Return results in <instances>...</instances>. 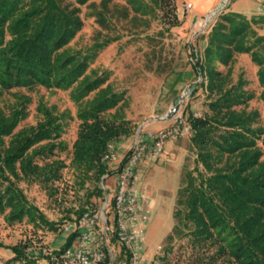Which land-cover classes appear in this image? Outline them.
<instances>
[{
  "label": "trees",
  "instance_id": "16d2710c",
  "mask_svg": "<svg viewBox=\"0 0 264 264\" xmlns=\"http://www.w3.org/2000/svg\"><path fill=\"white\" fill-rule=\"evenodd\" d=\"M171 1L0 0V215L6 222L26 219L56 228L19 183L50 185L62 178L67 163L59 154L69 150L62 136L74 119L79 123L68 164L84 199L69 224L98 207L97 198L104 197L99 182L114 173L103 160L108 144L117 146L135 134L120 112L123 95L112 89L110 70L100 71L92 63L129 30L123 24H146L148 15L158 17V9L168 15ZM82 13L98 26L84 45L79 42ZM202 38L192 66L209 97L208 112H190L186 118L194 165L182 175L174 224L158 260L168 262L177 243L182 264H264V111L250 106L258 100L264 107V15L247 19L227 7ZM239 55L257 67L253 80L244 71L234 79ZM173 72L172 88L191 77V72ZM38 87L68 92L75 114L39 99L36 123L22 124L32 103L28 92ZM111 211L112 204L108 219ZM77 233L72 229L50 254L27 252L26 243L6 246L14 254L9 261L74 264L63 253ZM111 241L116 242L114 236ZM119 246L118 264H129V252ZM108 260L107 255L103 264Z\"/></svg>",
  "mask_w": 264,
  "mask_h": 264
},
{
  "label": "rangeland",
  "instance_id": "374dc122",
  "mask_svg": "<svg viewBox=\"0 0 264 264\" xmlns=\"http://www.w3.org/2000/svg\"><path fill=\"white\" fill-rule=\"evenodd\" d=\"M188 1L193 4L190 10L183 7L187 0H172L168 15L158 9V17L148 15L146 24L139 23L137 26L123 24L127 25L129 30L125 28L122 38L105 47L92 63V66L100 71L110 70L109 82L114 91L123 95L119 102L122 108L120 112H123L130 122L132 134L167 127L173 123L176 114H182L187 118L190 112L195 116L208 112L209 97L199 85L202 77L195 74L192 62L195 60L196 50L200 51L203 46L202 36L206 34L220 12L229 7L230 0L224 1L223 8L212 15L208 24H205L207 15L223 0ZM84 10L82 7V11ZM194 13L202 16L199 24L192 20ZM83 17L84 27L79 39L82 45L91 42V35L94 29L98 28L91 18L85 17L84 14ZM171 69L191 72V77L184 76L174 85L175 91L172 90L171 82L174 81L176 73ZM256 70L257 67L251 64L246 55H239L234 64L233 77L236 79L239 72L244 71L246 76L253 80ZM251 85L254 86V83ZM28 93L32 97V103L29 105V115L22 124L36 123L39 115L35 106L39 99L55 103L60 109L75 114V104L66 91L38 87ZM180 95L184 96L181 100L178 99ZM175 101L179 102V108L171 118H155L166 114ZM250 106L259 108L261 113L264 111L258 100L252 102ZM78 123V119L71 120L62 136L69 147V150L59 154L67 163L62 171V178L50 185L27 181L19 183L30 201L38 206L49 220L56 223V228L37 226L26 219L9 224L0 215V242L5 246L0 248V264H24L21 261L10 262L14 254L6 246L26 243L27 252L32 249L35 255L38 250L50 254L65 242L72 230V227H68L70 217H76L73 210L78 208L84 199L83 189L78 185L79 179L68 164L69 151L76 137ZM135 135L123 137L116 143L119 159L131 147ZM194 158L195 153L191 150L189 137L184 136L168 140L158 159L148 162L141 160L138 164L139 185L145 187L152 200L150 218L145 226L144 257L147 264H182L184 260L177 253L179 250L177 243L168 262L159 261L158 256L162 254L165 238L174 224L173 208L182 175L186 168L194 165ZM116 181L117 174L114 173L105 177L103 181L100 180L99 185L104 190V197L97 198L96 209L104 207L103 211L106 210V202L111 201L116 191ZM113 212L111 211L109 215L110 223L113 220ZM108 247L115 258L114 264H118L119 244L109 241ZM38 264L48 263L47 260L40 259Z\"/></svg>",
  "mask_w": 264,
  "mask_h": 264
},
{
  "label": "built area",
  "instance_id": "2783aa9c",
  "mask_svg": "<svg viewBox=\"0 0 264 264\" xmlns=\"http://www.w3.org/2000/svg\"><path fill=\"white\" fill-rule=\"evenodd\" d=\"M190 10L191 2L183 4ZM264 15V6L257 8ZM191 126L182 114H176L173 124L155 131H137L129 151L119 159L117 146L108 144L103 160L108 162L114 174H117L116 191L112 203L106 202L105 208L84 211L68 227L78 233L73 243L63 253L66 260L74 264H114V256L108 242L114 236L119 245L129 252V264H147L145 251V226L151 214V196L144 186L139 185L137 172L141 160L153 161L160 157L168 140L189 136ZM105 174L103 178L107 177ZM112 204L113 220L110 223L106 214Z\"/></svg>",
  "mask_w": 264,
  "mask_h": 264
},
{
  "label": "crops",
  "instance_id": "0c3cea01",
  "mask_svg": "<svg viewBox=\"0 0 264 264\" xmlns=\"http://www.w3.org/2000/svg\"><path fill=\"white\" fill-rule=\"evenodd\" d=\"M187 2H188V0H187ZM261 5L264 6V0H230L228 10L232 11V12L239 13V14L243 15L244 17H246L247 19H250L252 16H256V17H262L263 16V15L257 13V8ZM192 8H193V4H192L191 9ZM200 18H202V16H199L198 13L197 14L194 13L192 20H193V22H195V24H199ZM137 172H138V168H137ZM149 195H150V193H149Z\"/></svg>",
  "mask_w": 264,
  "mask_h": 264
},
{
  "label": "water",
  "instance_id": "95a60500",
  "mask_svg": "<svg viewBox=\"0 0 264 264\" xmlns=\"http://www.w3.org/2000/svg\"><path fill=\"white\" fill-rule=\"evenodd\" d=\"M224 1L225 0H223L221 3H220V5L219 6H217L209 15H207V18H206V22H205V24H208V22L210 21V19H211V17H212V15L213 14H215V12H217L218 10L220 11V9L221 8H223V6H224ZM184 98V96H178V99L179 100H181V99H183ZM179 108V102H174V105L173 106H171L168 110H167V112H166V114H164V115H160V116H156L155 118H171L175 113H176V111H177V109ZM140 129V128H139ZM138 129V130H139ZM102 181H103V178H102Z\"/></svg>",
  "mask_w": 264,
  "mask_h": 264
}]
</instances>
